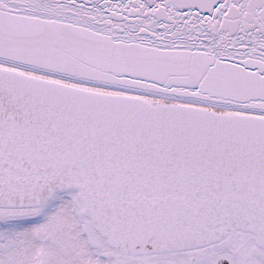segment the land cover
<instances>
[{"label": "snow or ice", "instance_id": "obj_1", "mask_svg": "<svg viewBox=\"0 0 264 264\" xmlns=\"http://www.w3.org/2000/svg\"><path fill=\"white\" fill-rule=\"evenodd\" d=\"M0 264H264V0H0Z\"/></svg>", "mask_w": 264, "mask_h": 264}]
</instances>
